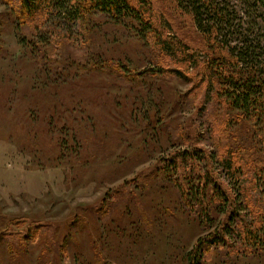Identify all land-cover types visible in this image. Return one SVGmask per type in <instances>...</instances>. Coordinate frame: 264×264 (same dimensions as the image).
I'll use <instances>...</instances> for the list:
<instances>
[{
	"label": "rangeland",
	"instance_id": "obj_1",
	"mask_svg": "<svg viewBox=\"0 0 264 264\" xmlns=\"http://www.w3.org/2000/svg\"><path fill=\"white\" fill-rule=\"evenodd\" d=\"M228 3L241 31L264 30L258 12L251 18L240 0ZM42 5L17 28L0 2V264H188L197 241L217 231L185 206L174 177L160 174L163 160L188 149L202 152L199 175L241 202L236 230L201 264H264L237 235L239 221L255 225L263 208L250 133L228 112L231 136L219 140L228 106L188 17L158 0L144 17L156 31L148 40L135 21L103 14L63 39ZM33 29L42 55L26 45ZM176 39L192 56L187 64L173 57L182 50L163 44ZM255 130L263 144L264 129ZM236 145L233 190L220 163Z\"/></svg>",
	"mask_w": 264,
	"mask_h": 264
},
{
	"label": "trees",
	"instance_id": "obj_2",
	"mask_svg": "<svg viewBox=\"0 0 264 264\" xmlns=\"http://www.w3.org/2000/svg\"><path fill=\"white\" fill-rule=\"evenodd\" d=\"M156 1L158 0H0L10 7L15 16L14 21L17 28L29 25L27 21L34 20L44 4L50 8L48 20L54 22L50 29L56 28L60 31L59 34L65 33L66 36L63 39L70 38L69 35L77 24L80 27L89 28L90 16L103 14L116 23L126 20L135 21L142 32L138 35L146 36V40L156 35L153 23L148 20L145 22L146 19H144L145 15L152 13L153 3ZM165 1L169 2L175 11L188 17L193 29L204 37L207 48L211 52L205 53L208 58L207 70L212 72V77L222 89L221 94L228 106L227 112L223 114L222 125L225 129L219 135V140L227 142L231 136L230 125L233 120L228 112L235 113V117H238L235 123L241 121L245 131L250 133L251 139L249 136L247 139L252 143L249 153L253 155L248 161L253 163L254 169L257 168L263 195V208L258 210V216H254L255 225L256 222L258 225H253L252 220L250 227H247L242 219L239 221L244 226V231L237 235L243 239L246 249H256L258 256L264 255V143L257 140L259 132L255 130L264 129V30L258 26V34L254 35L255 37L247 32L253 33L251 27L246 31H241L242 20L237 18L228 0ZM240 2L248 12H253V14H247L248 16L252 18L254 13L258 12V20H264V0H240ZM252 25L255 26V23L252 22ZM33 31L35 34L29 36L26 45L32 51H39L42 55L40 46L42 44L37 39L36 31L34 29ZM40 40L49 43L47 40L41 38ZM174 42L163 44L170 52L173 49L168 47L170 44L172 47L176 46L174 47L176 50H182L183 52L180 53L175 52L173 57L177 58L180 63L184 61L187 64L192 56L189 58L185 54L187 48L179 40L176 39ZM78 61L68 58V62L71 63L69 66L77 64ZM153 71V73L157 72ZM240 137L242 135L230 139L241 141ZM238 149L241 148L238 147ZM236 150L237 145L227 153V159L220 163L226 178L230 181L228 185L233 190L236 189L238 177L237 170L234 169L235 157L232 154ZM201 153L195 149L178 151L163 160L164 165L160 169V174L164 177L169 179L174 177L180 187L183 203L186 207L199 212L205 222L206 230L209 231L213 226L217 230L211 233L209 237L211 239L203 238L197 241L195 247L186 255L188 264H201L202 258L213 247L226 245L227 241L223 234L230 235L233 230H236L237 223L233 220L239 217L238 211L241 206L239 198L233 199L222 183L216 182L210 175H199L200 169L204 170V167H201L204 163L199 156ZM194 161H198L197 164ZM238 161H243V157L240 156ZM189 168L191 173H188ZM207 168L209 169V165ZM213 215L218 216L214 219ZM222 216L226 218V221H222Z\"/></svg>",
	"mask_w": 264,
	"mask_h": 264
}]
</instances>
